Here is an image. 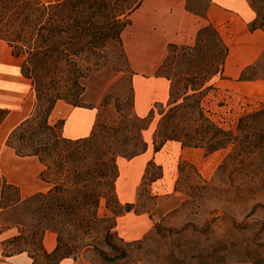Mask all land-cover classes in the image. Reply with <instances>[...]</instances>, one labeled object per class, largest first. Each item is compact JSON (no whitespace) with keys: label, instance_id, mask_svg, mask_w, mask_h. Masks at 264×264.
Segmentation results:
<instances>
[{"label":"rangeland","instance_id":"rangeland-1","mask_svg":"<svg viewBox=\"0 0 264 264\" xmlns=\"http://www.w3.org/2000/svg\"><path fill=\"white\" fill-rule=\"evenodd\" d=\"M154 1L143 0L129 17L130 24L122 34L126 62L120 59L116 50L112 51L110 58L101 62V68L81 80L84 90L80 96L81 105L96 108L105 122L127 112L131 100L139 117L147 116L155 107L152 123L142 134L149 154L154 146L152 134L157 113L168 103L170 84L165 83L164 94L162 86L154 79L164 73L159 67L170 44L169 35L157 24ZM186 1L187 7L199 15L204 13L209 2ZM217 27L229 47L225 79L218 81L217 89L203 98L201 107L218 126L237 136L235 144L209 154L203 149L180 150L167 145L161 157L156 159L162 163V180L154 183L149 180L161 172L154 167L158 163L152 159L142 160V157L120 160L115 187L119 185L116 196L121 199V205L108 206L105 200H101L96 210L100 222L92 231L64 226L56 256L65 255L67 258L58 264H106L98 257L95 248L110 254L103 244L105 230L110 226L115 237L113 242L125 253V257L115 264H264V138L261 136L264 118L239 124L240 118L264 108V82H241L239 75L235 74L240 67L243 69L257 60L258 72L264 74V56L253 40L245 39L244 47L248 50L255 48V56L251 62L239 65L238 59L243 51L239 45L241 31L234 30L228 22ZM249 32L248 26L244 27L247 36ZM144 77L157 83L151 84L150 95L137 94L136 97L134 78ZM58 121L60 119L51 123ZM239 125L242 131H238ZM57 133L60 134V128ZM18 136L13 138L11 145L19 151H30L31 144L19 140ZM44 138L43 135L39 137ZM34 146L41 147L40 143ZM149 161L154 166L149 167L145 175ZM134 168L135 173L131 175L129 172ZM129 180L134 181L137 193L130 212L135 216L144 214L151 222L148 231L134 236L117 230L113 217L115 212L125 215L121 188ZM17 196V192L5 187L0 179V232L15 229L17 234L22 232L26 238L50 225L43 219L47 206L45 200L14 205L21 200ZM18 223L20 226L15 225ZM127 236L132 239H125ZM117 238L120 241L115 240ZM29 241L25 239L20 245L10 244L5 251L14 252L17 246L30 250ZM40 254H35V264H50V260Z\"/></svg>","mask_w":264,"mask_h":264},{"label":"trees","instance_id":"trees-1","mask_svg":"<svg viewBox=\"0 0 264 264\" xmlns=\"http://www.w3.org/2000/svg\"><path fill=\"white\" fill-rule=\"evenodd\" d=\"M254 12L248 30L264 32V0H246ZM143 0H61L46 3L42 0H0V40L11 49V54L22 58L21 74L30 80L35 96L32 114L9 135L6 145L20 157L35 156L43 166L40 179L49 184L45 193L34 194L19 205L33 200H45L43 219L50 223L42 232L34 231L30 237L18 232L2 242L3 256L26 253L35 264V254L40 252L50 264H58L67 258L56 256L59 235L64 226L74 230L92 231L97 218L96 210L101 200L110 206H119L115 183L118 178L117 158L130 160L148 149L142 134L149 129L154 118L153 107L147 116L139 117L129 109L115 120H107L101 114L87 137L71 140L62 136L63 120L50 122V115L58 102L73 107H85L80 103L84 90L82 79L102 67L101 62L110 58L112 51L126 62L122 34L129 26L130 15L140 7ZM186 11L205 21L191 45L169 44L166 57L159 69V76L169 84L168 103L157 113L152 141L153 152H158L166 143L177 142L181 148L203 149L207 154L235 144L237 136L218 126L207 116L201 102L209 92L215 91L216 83L224 80V70L229 47L218 27L207 21L209 0L202 15L187 7ZM264 56V54H262ZM259 61L244 67L238 77L241 82L261 80ZM264 118V108L240 118L245 120ZM261 136L264 138V122ZM59 124V125H58ZM238 131H242L241 126ZM60 128V134L57 129ZM19 140L31 144L30 151H19L11 142ZM44 139H39L40 136ZM40 143L41 147L34 145ZM149 167L154 164L149 161ZM161 171L160 166H154ZM145 175L143 179L145 180ZM162 178V171L149 181ZM2 180V179H1ZM7 188H16L2 180ZM205 183V182H203ZM18 195V192H17ZM19 196V195H18ZM17 196V197H18ZM133 203H126L124 212L132 210ZM121 205V204H120ZM119 212L113 213L116 223ZM20 226V224H15ZM112 226L105 230L103 244L110 254L95 248L98 257L106 264H115L125 253L113 242ZM56 234V247L48 253L43 247L45 232ZM30 250L19 248L6 252L7 246L20 242ZM120 241V239H115Z\"/></svg>","mask_w":264,"mask_h":264},{"label":"crops","instance_id":"crops-1","mask_svg":"<svg viewBox=\"0 0 264 264\" xmlns=\"http://www.w3.org/2000/svg\"><path fill=\"white\" fill-rule=\"evenodd\" d=\"M185 3L186 0L154 1L158 15L157 24L169 35L168 43L170 44H193L195 35L202 26L200 21L205 23L204 20L186 11ZM206 17L207 21L216 27L223 22H228L234 30L241 31L242 37L239 45L243 51L240 59H238L241 62L239 65L251 62L255 56V48L248 50L244 47L245 39L253 40L255 47H260V54H264V32L255 30L249 32V36L244 33V27L248 26L255 17L246 0H212ZM21 65L22 58L13 56L10 47L0 40V179L15 187L21 200H24L34 194L45 193L50 186L40 179L43 166L37 157H20L16 155L12 148L6 145L11 132L30 117L35 105V96L30 80L21 74ZM241 69L240 67L235 74L239 75ZM154 79L160 83L163 88L162 93L165 94V83L168 81L161 77ZM163 80L164 82H160ZM157 82H150L145 77L144 79L134 78L136 97L137 94L143 96L150 95L151 84L154 85ZM96 115V109L73 107L64 102H58L49 119L50 122L58 119L63 120L62 136L67 139L77 140L90 134L96 120ZM167 145H174V147H179L180 150L186 149L181 148L177 142H168L156 153L152 151V154H149L148 148L146 152L130 160L141 157L142 160L152 159L154 163H158L157 165L162 167V163H159L160 161L157 162L156 159L161 157ZM120 160L127 159L118 158L117 165ZM129 173L134 175L135 168ZM161 180L162 178L156 182ZM115 189L117 194L120 191L119 185H116ZM121 189L124 194L123 203H134L137 197L134 181L129 180L124 183ZM118 201L120 202L121 199ZM131 212H127L125 215L117 218L116 229L128 236L148 231L151 227L148 217L144 214L135 216ZM125 225H127L126 229H124ZM16 234L15 229H7L0 232V264H33V260L26 253L13 254L8 257L3 256L2 242L16 236ZM128 236L124 238L132 239ZM42 243L48 253L52 252L57 244L56 234L48 231L45 232Z\"/></svg>","mask_w":264,"mask_h":264},{"label":"bare ground","instance_id":"bare-ground-1","mask_svg":"<svg viewBox=\"0 0 264 264\" xmlns=\"http://www.w3.org/2000/svg\"><path fill=\"white\" fill-rule=\"evenodd\" d=\"M148 9H149V8H148ZM149 11H150V9H149ZM149 11H148V12H149ZM146 12H147V11H146ZM138 14H139V13H138ZM140 14H141V13H140ZM140 14H139V15H140ZM142 14H143V13H142ZM136 16H137V15H136ZM141 18H142V17H141ZM129 35H130V34H129ZM145 39H146V38H145ZM144 49H145V48H144ZM152 51H153V50H152ZM231 51H232V50H231ZM153 54H154V53H152V55H153ZM134 55H135V54H134ZM140 56H141V55H140ZM135 57H136V55H135ZM137 58H138V57H137ZM132 59H133V58H132ZM138 59H139V58H138ZM132 62H135V61L132 60ZM141 62H142V61H141ZM137 63H138V61H137ZM138 64H139V63H138ZM142 64H143V63H142ZM142 64H141V65H142ZM138 97H139V96H138Z\"/></svg>","mask_w":264,"mask_h":264}]
</instances>
